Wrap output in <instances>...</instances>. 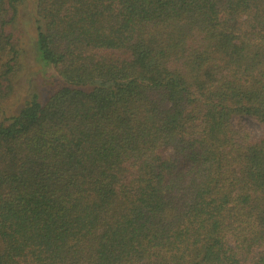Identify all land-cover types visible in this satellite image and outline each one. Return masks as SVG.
Returning a JSON list of instances; mask_svg holds the SVG:
<instances>
[{
	"label": "trees",
	"instance_id": "16d2710c",
	"mask_svg": "<svg viewBox=\"0 0 264 264\" xmlns=\"http://www.w3.org/2000/svg\"><path fill=\"white\" fill-rule=\"evenodd\" d=\"M34 30L58 86L0 120V264H264V0H35Z\"/></svg>",
	"mask_w": 264,
	"mask_h": 264
},
{
	"label": "rangeland",
	"instance_id": "374dc122",
	"mask_svg": "<svg viewBox=\"0 0 264 264\" xmlns=\"http://www.w3.org/2000/svg\"><path fill=\"white\" fill-rule=\"evenodd\" d=\"M34 6L35 0H24L18 9L16 27L21 45V67L14 77V90L3 106L5 112L0 120L18 111L30 95L36 94L43 101L58 86L53 68L43 65L37 55ZM240 121L253 136L260 135L262 126L259 123L245 116Z\"/></svg>",
	"mask_w": 264,
	"mask_h": 264
}]
</instances>
